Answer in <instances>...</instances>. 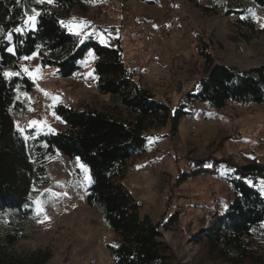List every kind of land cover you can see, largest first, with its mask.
I'll return each mask as SVG.
<instances>
[{
  "label": "trees",
  "instance_id": "trees-1",
  "mask_svg": "<svg viewBox=\"0 0 264 264\" xmlns=\"http://www.w3.org/2000/svg\"><path fill=\"white\" fill-rule=\"evenodd\" d=\"M151 3V0H124ZM187 0L202 17L229 18L228 30L234 41L250 43L262 34L249 15V8L264 10V0ZM91 0H53L37 4L34 0H0V264H48L53 257L49 246L27 249L21 242L33 239L36 218L32 197L34 188L49 184L47 166L57 156L79 159L87 166L91 183L85 202L96 208L114 235L106 249L113 264H180L172 248L161 239L159 229L176 232L180 213L163 215L153 223L123 181L131 162L148 151L149 141L160 129L173 139L181 120L192 115L194 105L214 111L228 104L264 107V64L248 70L216 63L201 41L197 48L203 61V75L176 108L157 99L135 79L123 61L117 41L99 43L92 35L80 39L65 24L77 13H85ZM37 10L35 29L8 32L23 26L25 12ZM61 21L65 23H61ZM83 41V42H81ZM13 47L15 54L7 51ZM92 52L95 88L110 98V111L88 107L56 105L53 109L61 128L54 133L25 135L14 127L12 113L23 108L17 91L31 90L27 77H3L16 71L23 57L38 56L42 68H56L60 79L75 77L80 62ZM123 111L126 113L123 115ZM194 170L182 172L177 182L201 173L218 175L228 184L231 199L222 210L209 216V231L200 228L194 240L206 258L224 264H264V163L237 164L231 158L192 163ZM27 205V207H26ZM204 223V222H203ZM202 223V225H204ZM113 245H118L114 247Z\"/></svg>",
  "mask_w": 264,
  "mask_h": 264
},
{
  "label": "rangeland",
  "instance_id": "rangeland-1",
  "mask_svg": "<svg viewBox=\"0 0 264 264\" xmlns=\"http://www.w3.org/2000/svg\"><path fill=\"white\" fill-rule=\"evenodd\" d=\"M248 10L255 27L262 30L250 43L231 38L229 18L202 17L187 0H151L149 4L91 0L87 11L75 12L65 27L80 39L92 35L104 45L117 41L124 64L135 79L174 109L203 75L197 50L201 41L207 43L216 63L240 70L264 64V10L252 6ZM23 27L35 29L24 23ZM31 57L16 71L6 70L32 82L31 90L17 91L23 108L12 113L16 130L23 129L25 135L31 129L35 136L54 133L61 128L53 111L60 104L110 111V98L95 88L93 53H87L80 62L81 70L69 79L58 78L54 67L42 68L36 54ZM190 111L192 115L181 120L175 138L166 136L165 129L157 131L148 151L131 162L123 183L140 204L141 214H148L153 223L162 215L167 218L174 211L180 213L178 231L159 229L161 239L180 264H224L206 258L194 240L200 228L211 229L210 214L217 208L222 210L231 199L222 178L226 169L219 165L218 175L201 173L182 182L177 178L194 170L192 163L198 160L207 163L231 158L237 164L264 163V107L228 104L214 111L206 105H194ZM47 173L49 184L34 188L32 197L36 214L33 239L21 242V246H49L53 257L48 264H113L106 246L114 243V235L99 211L85 202L91 183V178L86 179L90 177L87 166L79 159L57 156L47 166ZM258 188L264 189V185L259 183ZM37 201L43 209L39 214Z\"/></svg>",
  "mask_w": 264,
  "mask_h": 264
},
{
  "label": "snow or ice",
  "instance_id": "snow-or-ice-1",
  "mask_svg": "<svg viewBox=\"0 0 264 264\" xmlns=\"http://www.w3.org/2000/svg\"><path fill=\"white\" fill-rule=\"evenodd\" d=\"M20 2H21V0H16V3H17V4H19ZM34 2L37 3V4H44V3H52L53 0H34ZM39 15H40V13L37 12L35 9H32V10H31V14H30L29 12H25L26 19H25V21H24V25H26V26H28V27H30V28H35L36 17L39 16ZM61 23L63 24V23H65V22L61 21ZM69 23H71V22H69ZM70 30H71V29H70ZM2 31H3V29H0V32H2ZM23 32H24V27H23V26H21V27H14V28L12 29V31L8 32L7 38H8L9 41H11V39H12V34H13V33H21V34H23ZM81 42H83V41H81ZM101 42H103V41H101ZM7 51H8L9 53H13V54H15V50H14L13 47H8V48H7ZM89 55H92V53L89 52ZM32 58H33V57H31V56L23 57V59H25V60H30V59H32ZM24 71H28V69H24ZM2 75H3V77H5V78H11V77H13V76H18L19 73H13V72L4 71V72L2 73ZM90 75H91V74H90ZM32 123L35 124V123H37V122H36V121H32ZM19 130H20L21 132H23V129H19ZM81 167L84 168L83 165H81ZM85 171H87V169H85ZM86 179H89V180H90V177H86ZM261 191H264V189H261ZM53 195H55V194H53ZM36 203H37V209H36V211H37V214H39L41 211H43V209H41V208L39 207V201H37ZM26 207H27V205H26ZM113 246H114V247H117L118 245H113Z\"/></svg>",
  "mask_w": 264,
  "mask_h": 264
}]
</instances>
